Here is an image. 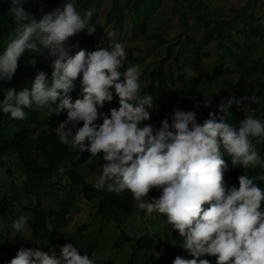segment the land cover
Listing matches in <instances>:
<instances>
[{
	"label": "clouds",
	"instance_id": "obj_1",
	"mask_svg": "<svg viewBox=\"0 0 264 264\" xmlns=\"http://www.w3.org/2000/svg\"><path fill=\"white\" fill-rule=\"evenodd\" d=\"M26 2L11 0L10 12L17 27L0 52V81L13 79L25 53L44 51L53 58L51 79L41 71L30 87L4 91L2 112L23 121L26 109H47L49 117L66 111L67 119L54 130L59 142L81 154L89 153L90 159L103 154L104 163L93 184L96 190L128 192L146 215L166 217L165 225L179 233L182 248L192 257L177 256L173 264H211L204 257L215 258V264H264V211L260 210L264 189L257 183L264 181V174L243 173L238 187H229L224 181L228 170L225 157L233 168L264 170L258 148L264 145V120L257 118L255 109L244 105L243 99L221 102L220 112H228L233 103L247 112L239 123L232 124L212 112L200 123L196 112L200 104L189 111L173 108L171 116L155 128L149 123L154 98L141 94V67L126 66L127 50L115 40L114 31L106 34L107 46L72 54L70 38L85 29L88 35L95 33L93 12L81 15L77 0H64L62 7L39 21L23 23L28 19L23 8ZM78 78L82 98L72 102L68 93ZM114 95L119 107L103 112ZM244 99L250 104L260 102L255 95ZM203 101L205 108L210 106L211 101ZM64 172L61 165L58 174ZM152 191L159 196L150 198ZM27 223V216H19L11 224L12 231L23 233ZM10 264L94 261L72 244H65L59 257L55 251L49 254L38 248H21Z\"/></svg>",
	"mask_w": 264,
	"mask_h": 264
},
{
	"label": "rangeland",
	"instance_id": "obj_2",
	"mask_svg": "<svg viewBox=\"0 0 264 264\" xmlns=\"http://www.w3.org/2000/svg\"><path fill=\"white\" fill-rule=\"evenodd\" d=\"M40 6V15H45L51 8L50 0ZM59 6H63L64 0H57ZM122 10L124 21L117 25L116 19L112 24L107 22V17L115 4ZM90 5L88 10L93 12L91 24L96 31L88 35L87 30L80 32L77 36L69 39L68 47L70 52L83 49L94 51L101 44L108 45L106 34L115 32V40L124 44L127 50V65H140L141 94L148 93L153 96V107L149 109L151 119L149 123L163 110L171 105L176 92L193 89L197 87L200 94L209 100L218 99V105L227 99H233L234 87L242 90L244 94L252 96L261 90L263 98L258 104L248 106L255 109L256 116L262 120L261 111L264 108V0H88ZM81 15V11L77 4ZM87 10V11H88ZM232 10L244 12V15H236ZM208 18L205 20V18ZM216 17L225 22L226 36L223 40L226 44H221L218 40L210 43L206 36L210 33L211 25H206L209 19ZM31 19V18H30ZM217 36V35H216ZM232 42L241 44L242 50L233 46ZM248 57L260 60L256 64L249 65L256 67L253 71L254 78L245 77L241 83V72L236 59L231 55L230 49ZM132 57L133 61H129ZM137 60L138 62H134ZM200 60L207 73L205 80L200 82L201 77L196 69L195 61ZM218 68H224L226 73L223 77L208 83L209 77ZM252 69V68H250ZM161 72L165 74V81L153 86L151 74ZM160 86H163L161 88ZM7 85L0 83V92L6 90ZM237 90V91H238ZM238 100V99H236ZM192 105H197L195 98L191 99ZM233 103L228 112H220L218 107L216 114L224 117L226 122L237 124L243 119V107H240L238 114L234 110ZM118 98L115 97L110 104H106L104 109L118 108ZM182 110V109H180ZM80 127V125H78ZM35 136V135H34ZM261 156L264 155V145H258ZM103 154H99L96 160L90 159V154L77 151V157L69 160V165L77 169L78 174L83 175L84 184L95 182L99 173V167L104 163ZM9 167L13 170V175L7 174V168L0 172V181L6 189L12 192L13 186L19 194L18 202L5 219H0V243L7 245L18 251L21 248L39 249L51 254L52 251L60 256L61 241L70 242L76 247L81 255L87 249L97 243L95 253L91 259L94 264H128L132 260V245L121 243V228L114 221L105 222L97 215L98 200L87 204L81 196L83 186L80 190L71 186V183L64 177H58L55 182L60 188L56 193L60 198H54L50 190L42 201L43 210L59 211L62 213L66 196L74 193L76 203L66 215L65 222L60 228L54 224L51 218L49 223L48 237L38 243L31 233V220L33 218L32 209L36 205V200L32 196L24 194V174L16 167V161L11 160ZM256 168L246 169L245 174L255 176ZM119 198L131 197V194L124 192L117 194ZM160 193L152 191L149 197H158ZM2 198V197H1ZM4 198V197H3ZM135 212L126 215L119 212V217L123 222V229L129 237H137L142 233H149L156 237L163 246V250H169L173 256H181L185 259L192 257L182 248L183 240L175 237L171 226H166V217L153 214L146 215L140 211L134 201ZM264 210V203L261 204ZM28 217V223L23 233L12 231L11 224L19 216ZM158 225L159 227H155ZM138 234V235H137ZM206 259V257H204ZM147 264V261H143Z\"/></svg>",
	"mask_w": 264,
	"mask_h": 264
},
{
	"label": "trees",
	"instance_id": "obj_3",
	"mask_svg": "<svg viewBox=\"0 0 264 264\" xmlns=\"http://www.w3.org/2000/svg\"><path fill=\"white\" fill-rule=\"evenodd\" d=\"M46 3V0H27V2L23 4V8L28 14V19L23 21V23H30L32 20L39 21L42 17V14L40 15V6ZM77 4L79 5L80 10L85 12L90 7V5H88V0H77ZM49 6L51 9L47 13L51 12L56 7H61L57 0H50ZM11 8V0H0V52L3 51L7 43L9 33L14 31L17 27L16 18L10 12ZM232 11L237 13L236 15H244V12H237L236 10ZM207 18L208 16L205 20ZM113 19H116L117 25H121L124 21L122 10L117 3L112 7L107 17V22L112 24ZM205 23L208 26L212 24L210 33L206 36L208 42L212 43L218 40L221 44L227 45V42H224L225 40H223L226 36L225 22H222L216 17H212V20L209 19ZM232 43L237 49H240V51L242 50L240 43ZM229 49L232 57L236 59L241 72V83L244 81L243 79L245 77L254 78L253 71L257 68L249 65L256 64L260 60L252 59L248 57L247 54L242 55L241 53L233 51L231 48ZM128 58L129 61H133L132 57ZM52 59L53 58L48 56L47 51H44L43 54H34L31 52L25 53L19 60V66L13 79L11 81H0V83L7 85L6 90L15 88L19 91L25 87H30L35 75L41 71L47 74L50 81ZM134 62L138 61L135 60ZM195 64L201 77L200 82H203L207 75L204 71V65L200 60H196ZM225 73L226 70L224 68L216 69L213 76L209 77L208 83L211 84L213 80L223 77ZM150 76L153 86L165 81V74H162L161 72L153 73ZM238 86L239 85H236L234 87L233 84H230V87L234 88L232 96L233 100L243 99L244 105H246L247 99L244 98L247 96L242 90H238ZM160 87L163 88V86ZM6 90L0 92V101L3 100V93ZM253 95L260 99L263 98L261 90ZM68 97L72 102H75L78 98H82L79 78L75 81L73 89L68 93ZM192 98H195L197 104L201 105L199 108H196L197 119L200 123H203V121L209 117L210 112L216 114L218 99L209 100L202 96L200 90L195 87L193 89L176 92L171 105L152 120V125L155 128H159L160 122L166 116H171L173 108H179L184 111L193 110L196 105L191 104ZM203 100L211 101L210 106L205 108L203 106ZM58 103L59 101H57V104ZM56 106L57 105H52V107ZM234 110L238 114V111L241 109L235 105ZM25 111L27 112V119L20 121L11 119L9 114L3 113L2 109H0V172L5 170L8 165L9 170L7 171V174L12 176L13 170L9 167V162L15 160L16 167L24 174L25 182L23 192L26 196H32L34 200H36V205L32 209L33 218L30 224L34 240L40 243L48 237L51 218L54 220L56 227L60 228L65 222L66 215L71 212L77 201L74 193H72L66 196L63 207L64 211L62 213L54 210L49 212L43 210L41 204L47 190L52 192L54 198H60L56 193V189L60 192V188L55 180L58 177H64L71 183L73 188L78 189L77 191L80 190L81 185L83 186L81 196L87 204L98 200L97 215L102 220L105 222L114 221L119 225L121 228V237L120 241L115 244V247L121 246L122 242L132 245L133 256L128 264H145L143 261H147V264H173V260L176 256H173L169 250H163V246L158 242L154 235L146 232L132 238L129 237L123 229V222L118 214L119 212H122L129 215L135 212L134 200L132 197L119 198L117 195L106 190H96L93 187L94 183L84 184V176L78 174L77 169L72 168L69 165V160L77 157L78 150L70 149L66 145L61 144L54 131L60 123L67 119L66 111L62 112L60 115H52L51 117H49L47 109H26ZM102 111L105 113L109 112V110L104 108ZM216 116L218 118L220 117L217 114ZM261 116L262 120H264V108L261 111ZM98 122L102 123V120ZM81 126L82 124L80 127ZM262 158H264V155H262ZM225 160L228 163V170L224 174V181L229 187L233 185L238 187V177L243 173L245 174L246 169L233 168L227 157H225ZM61 165L65 167L63 175L58 174V169ZM261 174H264V170L256 168L255 176ZM257 183L262 189H264V181H257ZM19 197L18 191L14 186L12 192H10L0 181V219H5L7 217L12 211V208L18 202ZM155 227L159 226L155 225L154 228ZM174 235L175 237L181 238L176 231H174ZM71 242L72 241H61L60 245L64 246ZM96 248L97 243H94L84 254L88 255L91 259ZM16 253L17 251L12 247L0 243V264H10ZM206 259H209L211 264H215V258L206 257Z\"/></svg>",
	"mask_w": 264,
	"mask_h": 264
}]
</instances>
